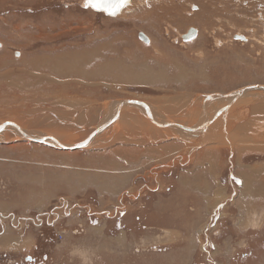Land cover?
<instances>
[{"label":"rangeland","instance_id":"374dc122","mask_svg":"<svg viewBox=\"0 0 264 264\" xmlns=\"http://www.w3.org/2000/svg\"><path fill=\"white\" fill-rule=\"evenodd\" d=\"M82 1L0 0V124L14 121L29 136L74 145L110 122L122 99H136L146 102L162 124L185 123L202 134L160 128L146 110L129 103L83 149L32 142L15 127L5 128L0 132V257L31 251L40 233L55 235V230L62 244L54 250L81 255L88 264H109L101 260L108 250L116 252V264H264V90L252 89L234 100L245 87L264 86L262 21L231 27L232 17L225 22L216 0H132L116 17L83 8ZM193 2L199 9H191ZM189 26L199 29L198 36L178 41ZM238 31L248 41L235 40ZM112 41L121 50L109 44L100 56L84 61V74L44 71L57 53H85ZM125 47L132 48L137 66L121 55ZM26 60L38 65L36 78L24 74L33 67L11 65ZM123 61L133 63V79ZM146 66L154 71H144ZM146 74H156L155 80ZM161 143L171 144L163 152L169 153L168 163L139 175L110 205L95 187L89 189L102 180L97 155L119 146L151 145L153 155H160ZM213 155L222 159L217 176L208 173L196 179L195 187L184 184L176 192L179 180L205 170ZM236 174L245 178L246 189L255 186L252 198L242 193ZM250 207L254 216L247 222ZM140 210L145 217L154 210L156 218L148 223H155H146L147 229L130 221L142 215ZM116 213L121 225L110 219ZM55 222L57 229L40 227ZM128 247L130 260L122 257Z\"/></svg>","mask_w":264,"mask_h":264},{"label":"crops","instance_id":"0c3cea01","mask_svg":"<svg viewBox=\"0 0 264 264\" xmlns=\"http://www.w3.org/2000/svg\"><path fill=\"white\" fill-rule=\"evenodd\" d=\"M203 6H205V5H203ZM111 43H113L112 48L114 51L121 50V48L119 46H117V43H115L113 41L108 42L107 44H102L101 46L95 47V49H93V50H88L85 53L84 52H78V51L76 52V51H73L71 49H68L67 50L68 52H66L64 54L63 53H59V54L57 53L58 56L51 57V59L48 60L47 67L44 69V71L47 72L46 75L47 74L51 75V73L52 74L56 73L57 69H61L58 71L60 73L61 72H64V73L69 72V73L73 74L78 70L81 74H84V72H83V69H85L84 61L89 59L92 56H95V55L100 56V54L103 53L105 48ZM45 50L50 51V48H46ZM123 52H124V56L127 60H129V61L133 60L132 58L134 57V52H133L132 48H126L125 47L122 50L121 55L123 54ZM36 57H37L36 58L37 61H39V62L45 60L41 56H36ZM159 61L160 60H158V62ZM25 62H27L29 65H27V63H25ZM118 62L119 61L117 60L115 63H118ZM131 62H133L136 66L138 65V63L135 62L134 60ZM20 63L22 65H24V67L26 69L28 67H33L32 70L31 69H27L28 71L25 70L24 74L27 75V72H28L30 75H33V77L36 78V74H35L34 69H37V68H34V67H38V65H36L34 62H32V60H26L24 62L18 61V62L12 63L11 65H13L15 67H19ZM133 63L126 64L124 61L121 63V65L126 66V68H124L125 69L124 71L126 73L128 72L129 77H132L133 75H135V73H132V72H134ZM2 64H4V67H7V66H9L10 62L5 61ZM121 65H120V67H122ZM103 66L106 67L105 65H103ZM131 66H132V68H131ZM67 67H69V69H70L69 71L67 70ZM150 67L151 66H146L144 71H146V72L154 71V68L151 67V69H150ZM161 73H159L157 76H160ZM153 75L156 76V74H153ZM153 75L152 74H146L143 77L144 78L148 77L151 80H155V77ZM29 77H31V76H29ZM136 77H137V75H136ZM132 79H133V77H132ZM164 129H167V128H164ZM161 144H164V145H161V147L156 151L157 153H161L160 155H155V154L153 155V153L151 152L152 148H154L153 145H151L150 148H144V149H139L135 146H130V147L119 146L118 148H116L114 150H109L104 154L97 155L96 159H97L99 165L102 166V170L99 171L100 174H102V180L92 182L91 185L93 187H91V185H90L89 189L95 187V189L99 193V198L103 199L104 205H110V202L114 201L113 199L117 194L122 195L127 189H129L131 186H134L133 185V182L135 181L134 179H137V177H139V175L144 176L146 174V172L148 171V169L153 170L154 166H156V168H157L161 164H164L165 162L169 161V159H168L169 153L164 154L163 152L166 148L169 149V145H171V144L170 143L168 145H166V143H161ZM194 160H195V162H197L199 164L202 163V160L196 159V155L194 157ZM203 161H205V159ZM210 162H211V165L208 166L203 171H200V170L199 171H191V173L194 174L193 178H184V181H183V179H181V181L179 180V182H178L179 184L177 183L176 192L179 190L181 191L183 189L184 184H185L184 187L187 185H190L191 187H195V185L198 184L196 179H200V178L203 179V176L208 175V173H210L209 175L212 174L213 177H216L218 174V169H222V166H221L222 159H219L218 155H213ZM236 175H238L242 178V185H241V186H243V192L242 193L244 195L248 194V197L252 198V196H249V195H251V187L253 185L249 186V188L246 189L245 178L239 174H236ZM205 187H207V184L205 185ZM253 187L255 188V186H253ZM253 187H252V189H253ZM201 189L202 188H200V190ZM253 192L255 193L254 189H253L252 193ZM198 193H200V192H198ZM196 194H193V198H195ZM199 196H201V194L198 195L197 197H199ZM99 200H101V199H99ZM120 200L121 199H119V201ZM119 201L117 204H114V205H120ZM159 201H160V199L157 201L158 203L156 205H161V202H159ZM185 205H188V204H185ZM245 206L246 205H244V210H245ZM152 207L154 208L153 205H152ZM254 208L255 207H250V211L246 216L247 222H249L251 220L250 218L254 216V214H253ZM142 211L143 210H140V212H142ZM145 213H146V211L142 212V215L139 214V216H137L135 220L134 219L130 220L132 222L134 228H137V226H139L138 229H140V227L142 226L141 227L142 229H144L143 227H145L147 229L148 225L146 223H148V221L150 219L155 220L156 217H154V215H155L154 210H152V212L149 213L148 217H145V215H143ZM151 223H155V222H153V220H152ZM151 223H148V224H151ZM129 230L130 229H128V231ZM130 232H132V230ZM132 234L134 235V232ZM129 236H131V235H129ZM126 238H127V235H126ZM144 240L150 241L152 243V238L151 239L147 238ZM126 244H128V243H126ZM135 249H137V248L134 247V250ZM127 250L124 251V253H123L124 255L122 257H124L126 260H130L129 247ZM139 250H141V249L139 248L138 251ZM106 251H107V249H106ZM130 251H133V250L131 249ZM103 258H104V256H103ZM117 258L118 257L116 255V252H114L112 254L108 250L107 253H105L104 260L109 264H116L114 262L117 261Z\"/></svg>","mask_w":264,"mask_h":264},{"label":"flooded vegetation","instance_id":"af4514ba","mask_svg":"<svg viewBox=\"0 0 264 264\" xmlns=\"http://www.w3.org/2000/svg\"><path fill=\"white\" fill-rule=\"evenodd\" d=\"M166 2L168 0H165ZM184 4L185 0H179ZM216 2H220L221 4L217 3V13L221 14L225 17V22L228 21V18H231L230 20V26L238 29V27L246 28V27H251L252 23L255 24L257 21L261 22V27L264 32V0H216ZM191 5V9L197 10L199 9V6L193 2ZM172 10L171 5L168 8ZM168 12V10L166 11ZM197 12H195L196 14ZM196 18V16H195ZM217 22V21H216ZM249 22L248 24H245ZM220 23V22H217ZM244 24V25H243ZM222 27V24L220 23L219 25ZM194 26H189L187 29L184 31L180 32L178 34L177 40H181L182 43L189 42L193 39H195L198 36V30L193 31ZM196 27V26H195ZM197 28V27H196ZM216 30L215 28H213ZM253 30H255V27H253ZM217 31V30H216ZM256 30L252 33V35H255ZM144 33V32H140ZM139 33L140 39L145 41ZM145 36L148 38L147 34L144 33ZM233 38L235 40L245 42L248 41L249 36L246 33H243L241 31L235 32L233 34ZM149 39V38H148ZM150 40L147 42L149 43ZM165 43V42H164ZM117 214V213H116ZM120 217V213L115 215V217L110 218L112 220H117V225L122 224V218ZM109 219V218H108ZM56 222L54 225H51L48 223V225L44 226V223L40 225V227H47L51 228L52 230L57 229L55 226ZM52 232V231H49ZM54 234L56 231L54 230ZM67 232V231H66ZM67 234V233H64ZM53 235V233H40L35 239L36 242L32 245L31 251H26L25 252H14V255L8 256L6 254H3V257H0V264H88L85 262L82 258L81 255H76L73 256L71 255V252H65L61 253V241H58L57 238ZM60 248L59 255H57L58 251H55L54 249ZM86 256H89L88 252L83 251ZM71 255V256H69ZM103 256L101 260H103ZM100 260V261H101ZM80 261V262H79ZM84 261V262H83ZM90 262V261H89Z\"/></svg>","mask_w":264,"mask_h":264},{"label":"water","instance_id":"95a60500","mask_svg":"<svg viewBox=\"0 0 264 264\" xmlns=\"http://www.w3.org/2000/svg\"><path fill=\"white\" fill-rule=\"evenodd\" d=\"M131 1L132 0H109V3L112 4V5H114V7H107V8H99L98 9V8H93V7H85L84 6L85 5V0H83L82 3H81V7L86 8V9H92L93 11L98 12V13H102L105 16L116 17V16H119L123 12V10L131 3ZM140 36L146 42L149 41V39L145 36L144 33H140ZM0 45H1V43H0ZM256 88L257 89L264 90V86L263 85H251V86L245 87L241 91V93L235 97L234 100H236L239 97L243 96L248 90L256 89ZM233 101L227 102L226 105L224 107H222L216 114H218V115L221 114V112H223L225 109H227L231 105V103ZM126 103L133 104V105H136V106H140V107L148 110L149 113H150V117H149L150 120L156 126H158L160 128H168V129H171L172 127L183 126V127H185L186 129H188V130H190L192 132H195L197 134H202L201 131L196 130L194 127L189 126V125H187L185 123H179V122H173L172 123V122H170V123H168L166 125H161V124L157 123V121L153 117V114H152V112H150L151 110H150V108H149V106H148V104L146 102L141 101V100H136V99H122L119 102V104H118L117 113H116L115 117L110 122L105 123L103 125H99L83 141L79 142L78 144H76L74 146L64 145V144H61V143H49L45 139L37 138V137H32L30 139V141L36 142V143H42V144L49 145V146H52V147H60V148L65 149V150H78V149H83V148L89 146L90 143H92L94 137L100 131H102L103 129L107 128L110 124H112L117 119V117L119 116V114L121 112V109H122L123 105L126 104ZM218 115H216L215 117H217ZM213 119H210L209 120V122L207 124V127H206V131L211 127V124H212ZM10 125H13L14 127H17L19 129V131L23 132V128H21V126L18 123L14 122V121H5L4 123H2L0 125V132L2 130H4L6 127L10 126Z\"/></svg>","mask_w":264,"mask_h":264},{"label":"bare ground","instance_id":"6f19581e","mask_svg":"<svg viewBox=\"0 0 264 264\" xmlns=\"http://www.w3.org/2000/svg\"><path fill=\"white\" fill-rule=\"evenodd\" d=\"M195 30H196V29H194L193 31L195 32ZM51 50H53V49H51ZM45 51H47V50H45ZM66 52H68V51H66ZM66 52H64V53H66ZM64 53H63V54H64ZM43 56H44V57H48L49 55H48V54H44ZM251 90H252V89H251ZM248 91H250V90H248ZM222 97H223V96H222ZM139 107H140V106H139ZM141 108H142V107H141ZM142 109H144V108H142ZM144 110H146V109H144ZM146 111H147V113H148V116L150 117V113H149V111H148V110H146ZM150 112H151V111H150ZM152 114H153V113H152ZM153 117L155 118V120L157 121V123H159V124H161V125H165V124H162L161 121L158 120V118L155 116V114H153ZM149 119H150V118H149ZM106 123H107V122H106ZM172 123H173V122H172ZM104 124H105V123H104ZM0 125H1V124H0ZM102 125H103V124H102ZM10 126L14 127L13 125H10ZM8 127H9V126H8ZM177 127H183V126H177ZM6 128H7V127H6ZM15 128L18 129L17 127H15ZM183 128H185V127H183ZM18 130H19V129H18ZM103 130H104V129H103ZM103 130H102V131H103ZM196 130H197V129H196ZM2 131H3V130H2ZM100 132H101V131H100ZM100 132H99V133H100ZM20 133H21V132H20ZM22 133L24 134V136H25L26 138H30V139H31V138L33 137V136H29V135H27V133L24 132V130H23ZM99 133H98V134H99ZM98 134H97V135H98ZM97 135H96V136H97ZM96 136H95V137H96ZM95 137H94V138H95ZM42 139H44V138H42ZM45 140H46L47 142H49V143H54V142L58 143V142H59V141H57V140H52V139H45ZM77 144H78V143H77ZM64 145H65V144H64ZM74 145H76V144H74ZM74 145L70 144L69 146H74ZM249 181H250V180H249Z\"/></svg>","mask_w":264,"mask_h":264},{"label":"snow or ice","instance_id":"6c2138e0","mask_svg":"<svg viewBox=\"0 0 264 264\" xmlns=\"http://www.w3.org/2000/svg\"><path fill=\"white\" fill-rule=\"evenodd\" d=\"M85 7L93 8H107L114 7V5L109 3V0H85Z\"/></svg>","mask_w":264,"mask_h":264}]
</instances>
